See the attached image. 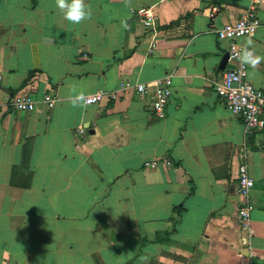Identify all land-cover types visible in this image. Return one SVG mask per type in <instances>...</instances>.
<instances>
[{
  "label": "crops",
  "instance_id": "0c3cea01",
  "mask_svg": "<svg viewBox=\"0 0 264 264\" xmlns=\"http://www.w3.org/2000/svg\"><path fill=\"white\" fill-rule=\"evenodd\" d=\"M84 4L91 18L73 24L55 0H0V264H264V127L247 132L211 89L229 68H218L227 43L215 31L246 1ZM256 15L238 45L251 39L264 57V0ZM244 65L264 92V60ZM166 75L156 120L150 86ZM97 91L114 99L73 106ZM16 94L34 110H9ZM153 159L170 165L145 169ZM241 163L253 181L249 233L237 222Z\"/></svg>",
  "mask_w": 264,
  "mask_h": 264
},
{
  "label": "built area",
  "instance_id": "2783aa9c",
  "mask_svg": "<svg viewBox=\"0 0 264 264\" xmlns=\"http://www.w3.org/2000/svg\"><path fill=\"white\" fill-rule=\"evenodd\" d=\"M246 10L233 23L215 31L218 41L227 43L225 53L227 54V63L229 68L223 72L218 80L211 82V89L215 94L218 103H220L229 113L239 117L242 126L247 132L260 130L264 127V121L261 113L264 110V92L251 86L246 80V68L241 64L238 53L242 51L238 45V40L243 37L251 36L260 26V21L256 15V9L262 0H245ZM214 9H211L209 16H212ZM136 15L143 18L142 23L145 27L150 25L149 12L146 9H139ZM125 83L119 87V90L129 88ZM171 75H166L156 81L151 88L150 109L154 119L161 120L165 116V106L171 96ZM147 88L142 84L134 85L136 94H144ZM114 99L113 95H107L103 91H97L85 97L83 105L89 106L98 104L103 99ZM42 103L47 109L53 106L54 99L45 94L41 97ZM7 108L15 112H30L35 108L34 101L28 94L13 95ZM78 135L84 133L81 127L76 129ZM161 165L169 166L170 162L165 160L153 159L145 161V169H156ZM253 185L252 178L247 172L246 165L241 163L237 167L236 173V191L239 197L243 199L242 206L237 211V222L239 228L249 233V211L250 206L247 203L249 191Z\"/></svg>",
  "mask_w": 264,
  "mask_h": 264
},
{
  "label": "clouds",
  "instance_id": "9594fccd",
  "mask_svg": "<svg viewBox=\"0 0 264 264\" xmlns=\"http://www.w3.org/2000/svg\"><path fill=\"white\" fill-rule=\"evenodd\" d=\"M56 7L62 13L63 18L73 24H79L86 19L91 18V9L84 4V0H55ZM253 41L248 39L246 47L238 53L241 64H247L252 68H256L264 57L256 55L252 50H249ZM73 106H77L78 102H84L85 96L81 92L74 98L70 97Z\"/></svg>",
  "mask_w": 264,
  "mask_h": 264
},
{
  "label": "water",
  "instance_id": "95a60500",
  "mask_svg": "<svg viewBox=\"0 0 264 264\" xmlns=\"http://www.w3.org/2000/svg\"><path fill=\"white\" fill-rule=\"evenodd\" d=\"M226 60H227V54L225 53V54L223 55V57L221 58L220 62H219V66H218V68H223V66H224V64H225V62H226Z\"/></svg>",
  "mask_w": 264,
  "mask_h": 264
},
{
  "label": "trees",
  "instance_id": "16d2710c",
  "mask_svg": "<svg viewBox=\"0 0 264 264\" xmlns=\"http://www.w3.org/2000/svg\"><path fill=\"white\" fill-rule=\"evenodd\" d=\"M252 188V187H251Z\"/></svg>",
  "mask_w": 264,
  "mask_h": 264
}]
</instances>
